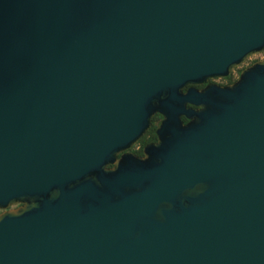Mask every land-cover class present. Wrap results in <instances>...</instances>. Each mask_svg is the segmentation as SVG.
I'll return each instance as SVG.
<instances>
[{"label": "water", "instance_id": "water-1", "mask_svg": "<svg viewBox=\"0 0 264 264\" xmlns=\"http://www.w3.org/2000/svg\"><path fill=\"white\" fill-rule=\"evenodd\" d=\"M262 52L264 0H0V264H264V59L197 88Z\"/></svg>", "mask_w": 264, "mask_h": 264}, {"label": "flooded vegetation", "instance_id": "flooded-vegetation-1", "mask_svg": "<svg viewBox=\"0 0 264 264\" xmlns=\"http://www.w3.org/2000/svg\"><path fill=\"white\" fill-rule=\"evenodd\" d=\"M257 61H259V59H256V60H252V62H250V63H248L247 65H245V66H241V69H244V68H246V67H248V66H250V65H252L253 63H255V62H257ZM240 70V69H239ZM219 80H223V81H225L224 83H222V82H219ZM236 81L234 80V81H232V82H230L229 81V79H228V77H226V78H214V79H211L208 83H206V84H204V85H200V86H197V88L198 89H203L204 87H206L207 85H209V84H219V85H230V84H233V83H235ZM185 90H187V89H185ZM157 115V114H156ZM155 117V116H154ZM184 119H186V118H184ZM162 120H163V116H162V119H161V121H160V124H161V122H162ZM187 121H185V123H188V119H186ZM152 124H153V122H152ZM160 124H159V126H160ZM159 126H158V128H159ZM152 127V126H151ZM158 128H157V130H158ZM150 130V129H149ZM148 130V131H149ZM157 130H156V134H157ZM147 131V132H148ZM146 132V133H147ZM146 135V134H145ZM144 135V136H145ZM143 136V137H144ZM142 137V138H143ZM142 138L140 139V141L142 140ZM139 141V142H140ZM158 141V135H157V139L156 140H151L150 142H148V144L147 145H149V144H153V143H156ZM138 142V143H139ZM137 143V144H138ZM137 144H135L131 149H129L127 152L128 153H133V154H135V155H137V156H140V157H142V156H144V150H143V154L142 155H140V154H138V150L140 149V146H136ZM146 145V146H147ZM145 146V147H146ZM145 149V148H144ZM121 156V155H120ZM119 156V157H120ZM20 206H22V205H17L16 207H20ZM4 210H0V214L3 212Z\"/></svg>", "mask_w": 264, "mask_h": 264}, {"label": "trees", "instance_id": "trees-1", "mask_svg": "<svg viewBox=\"0 0 264 264\" xmlns=\"http://www.w3.org/2000/svg\"><path fill=\"white\" fill-rule=\"evenodd\" d=\"M243 69L238 70V77L235 75L234 72H232V74L228 77L229 81H236ZM162 119V115L157 114L155 115V117L153 118V124L152 127L150 128V130L146 133V135L142 138V140L136 145V146H140V149L138 150V154L142 155L143 154V150L145 148V146L148 144V142H150L151 140H156L157 139V134H156V130L160 124V121ZM185 121H187L186 119H184Z\"/></svg>", "mask_w": 264, "mask_h": 264}, {"label": "rangeland", "instance_id": "rangeland-1", "mask_svg": "<svg viewBox=\"0 0 264 264\" xmlns=\"http://www.w3.org/2000/svg\"><path fill=\"white\" fill-rule=\"evenodd\" d=\"M256 59H259V60L264 59V52H262V53H258V54H255V55L251 56V57H250L245 63H243L242 65H240V66H238L237 68H235V69L233 70V72H234L235 75L238 77V70L241 69V66H245V65H247L248 63L252 62V60H256ZM219 82L224 83L225 81H223V80H219ZM14 207H16V206H14Z\"/></svg>", "mask_w": 264, "mask_h": 264}]
</instances>
